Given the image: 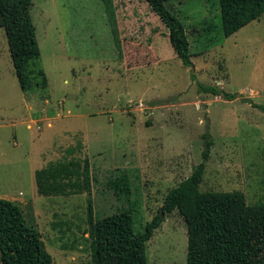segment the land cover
Listing matches in <instances>:
<instances>
[{"label":"rangeland","instance_id":"rangeland-1","mask_svg":"<svg viewBox=\"0 0 264 264\" xmlns=\"http://www.w3.org/2000/svg\"><path fill=\"white\" fill-rule=\"evenodd\" d=\"M32 0L30 15L47 86L20 89L0 28V199L12 201L41 235L52 264H89L87 200L98 247L142 232L169 190L213 145L200 192L244 194L264 203V15L224 37L218 0H172L193 68L174 54L168 32L144 0ZM197 83L236 97L202 93ZM254 105L261 106L259 109ZM87 159L91 191L44 197L35 172ZM125 175L130 195L106 183ZM100 237V238H99ZM147 264H185L187 229L172 212L146 242ZM253 264H264V248Z\"/></svg>","mask_w":264,"mask_h":264},{"label":"trees","instance_id":"trees-1","mask_svg":"<svg viewBox=\"0 0 264 264\" xmlns=\"http://www.w3.org/2000/svg\"><path fill=\"white\" fill-rule=\"evenodd\" d=\"M110 16L114 15L112 0H102ZM168 32L176 57L184 67L193 68L187 33L165 4L172 0H144ZM181 1V0H179ZM222 33L230 37L264 15V0H218ZM32 0H0V28H3L15 77L21 91L45 89L47 79L40 64V50L30 15ZM204 94L231 101L236 94L217 86L197 83ZM257 109L261 106L254 105ZM201 161L190 176L169 190L158 213L146 222L142 232L134 233L129 218V233L97 242L92 201L87 200L86 222L90 240L89 264H147L146 242L174 211L183 218L187 229L185 264H253L256 249L264 248V203L248 205L240 191L200 192L206 163L213 142L206 133ZM36 191L44 197H65L90 194L91 172L87 159H71L48 164L35 172ZM107 188L114 195L129 200V180L125 175L110 179ZM162 211V216L160 212ZM100 238V237H99ZM0 264H52L41 235L29 225L22 209L10 200L0 199Z\"/></svg>","mask_w":264,"mask_h":264},{"label":"water","instance_id":"water-1","mask_svg":"<svg viewBox=\"0 0 264 264\" xmlns=\"http://www.w3.org/2000/svg\"><path fill=\"white\" fill-rule=\"evenodd\" d=\"M160 216H162V211L160 212Z\"/></svg>","mask_w":264,"mask_h":264}]
</instances>
